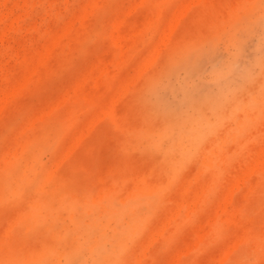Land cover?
<instances>
[{
    "label": "rangeland",
    "instance_id": "rangeland-1",
    "mask_svg": "<svg viewBox=\"0 0 264 264\" xmlns=\"http://www.w3.org/2000/svg\"><path fill=\"white\" fill-rule=\"evenodd\" d=\"M198 1L0 0V264H264V0Z\"/></svg>",
    "mask_w": 264,
    "mask_h": 264
},
{
    "label": "bare ground",
    "instance_id": "bare-ground-1",
    "mask_svg": "<svg viewBox=\"0 0 264 264\" xmlns=\"http://www.w3.org/2000/svg\"><path fill=\"white\" fill-rule=\"evenodd\" d=\"M197 1V0H196ZM200 1V0H199ZM199 1H198V3H199ZM197 3V4H198ZM195 4V3H194ZM195 6V5H194ZM123 35V34H122ZM117 40V39H116ZM119 41H120V39H119ZM117 43H119L118 41H117ZM122 44V43H121ZM119 46V45H118ZM121 46V45H120ZM109 112V111H108ZM96 116V115H95ZM100 118V117H99ZM98 123V122H97ZM96 124V123H95ZM93 127V126H92ZM84 138V137H83ZM180 146V145H179ZM71 154H72V152H70ZM256 161V160H255ZM257 163V162H256ZM259 163V162H258ZM260 164V163H259ZM259 164H258V166H259ZM255 168V167H254ZM259 169V168H258ZM124 202V201H123ZM191 208V207H190ZM193 211V210H192ZM178 213H180V212H178Z\"/></svg>",
    "mask_w": 264,
    "mask_h": 264
}]
</instances>
